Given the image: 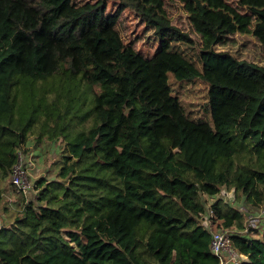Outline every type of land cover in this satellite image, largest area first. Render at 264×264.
<instances>
[{
	"label": "trees",
	"instance_id": "16d2710c",
	"mask_svg": "<svg viewBox=\"0 0 264 264\" xmlns=\"http://www.w3.org/2000/svg\"><path fill=\"white\" fill-rule=\"evenodd\" d=\"M113 1L104 15L108 0H0V209L29 140L63 143L57 177H40L0 225V264H219L212 231L247 227L242 195L264 204V64L214 52L239 33L264 49V0H180L213 56L207 71L257 84L211 83L197 119L166 73L194 40L164 0ZM126 9L159 40L153 54L123 40ZM223 188L236 200L219 196L208 227L203 195ZM231 242L242 264H264V234Z\"/></svg>",
	"mask_w": 264,
	"mask_h": 264
},
{
	"label": "rangeland",
	"instance_id": "374dc122",
	"mask_svg": "<svg viewBox=\"0 0 264 264\" xmlns=\"http://www.w3.org/2000/svg\"><path fill=\"white\" fill-rule=\"evenodd\" d=\"M94 1L74 0L77 4ZM164 1L172 25L194 40V44H180L181 55L172 58L168 62L166 70L173 95L179 98L190 117L196 119L207 117L206 104L211 83L228 85L243 91H252L257 87L256 83L244 78H234L232 75L207 71L209 57L213 58V56L202 50V38L195 30L184 4L180 0ZM238 1L229 0L234 5ZM116 7L117 4L113 0H108L104 15L112 14ZM117 28L126 43L134 44L146 55H151L156 51L159 40L152 29L133 10L126 9L120 15ZM230 39L232 41L226 44L217 45L214 52L217 54L230 53L238 59L246 58L264 64V49L255 36L239 33L231 35ZM62 147L63 143L59 139L45 140L40 146H35L34 141L30 139L26 146L19 151V158L25 162L28 170L26 181L27 183L30 181L31 188L26 195L11 183V179L6 180L4 204L0 209V225H9L24 203L28 199L36 197L38 193L36 181L40 177L47 179L57 177L63 162ZM203 198L208 203H212L208 195L205 194ZM237 206H240L239 208L245 212L246 226L250 236L262 238L264 234V204L253 205L245 195H242L240 199H237Z\"/></svg>",
	"mask_w": 264,
	"mask_h": 264
},
{
	"label": "built area",
	"instance_id": "2783aa9c",
	"mask_svg": "<svg viewBox=\"0 0 264 264\" xmlns=\"http://www.w3.org/2000/svg\"><path fill=\"white\" fill-rule=\"evenodd\" d=\"M12 183L17 189L26 194L31 188L30 181L27 183L26 178L28 177V170L25 162L21 161V158H18V162L13 166L12 170ZM233 190L221 189L218 195H208L212 200V203L220 196L226 199L227 201L235 202V195ZM205 195V194H204ZM203 195V196H204ZM203 201L206 205V211L203 214V224L210 227L211 225V216L213 214L212 203H208L204 198ZM234 232H243L245 235H250L249 230L246 227L243 230H233ZM231 233L223 230H218L216 232L212 231L211 233V250L219 258V264H242L247 260V256L240 253L238 249L231 242Z\"/></svg>",
	"mask_w": 264,
	"mask_h": 264
}]
</instances>
